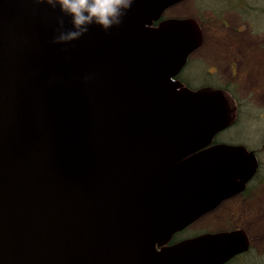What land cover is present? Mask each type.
Wrapping results in <instances>:
<instances>
[{
    "label": "water",
    "instance_id": "1",
    "mask_svg": "<svg viewBox=\"0 0 264 264\" xmlns=\"http://www.w3.org/2000/svg\"><path fill=\"white\" fill-rule=\"evenodd\" d=\"M181 1L134 0L119 26L53 43L54 10L0 0V264H225L248 251L242 229L169 244L258 170L244 145H211L237 118L228 92L178 79L202 43L194 18H162Z\"/></svg>",
    "mask_w": 264,
    "mask_h": 264
},
{
    "label": "rangeland",
    "instance_id": "2",
    "mask_svg": "<svg viewBox=\"0 0 264 264\" xmlns=\"http://www.w3.org/2000/svg\"><path fill=\"white\" fill-rule=\"evenodd\" d=\"M192 17L202 43L179 79L190 88L228 84L237 108L235 123L215 136L218 143L256 151L260 173L245 194L192 223L177 239L206 232L242 229L250 250L227 264H264V0H183L162 18Z\"/></svg>",
    "mask_w": 264,
    "mask_h": 264
},
{
    "label": "clouds",
    "instance_id": "3",
    "mask_svg": "<svg viewBox=\"0 0 264 264\" xmlns=\"http://www.w3.org/2000/svg\"><path fill=\"white\" fill-rule=\"evenodd\" d=\"M56 12L53 43H69L95 25L103 31L119 26L134 0H36ZM67 20V24H66ZM91 74L85 76L90 79Z\"/></svg>",
    "mask_w": 264,
    "mask_h": 264
},
{
    "label": "flooded vegetation",
    "instance_id": "4",
    "mask_svg": "<svg viewBox=\"0 0 264 264\" xmlns=\"http://www.w3.org/2000/svg\"><path fill=\"white\" fill-rule=\"evenodd\" d=\"M191 56V55H190ZM189 56V57H190ZM188 60H189V58H188ZM188 60H187V63H188ZM187 63H186V65H187ZM185 65V66H186ZM185 66H184V68H185ZM182 71V70H181ZM181 74V72L179 73V75ZM179 75H178V79H179ZM184 83V82H183ZM184 85H186L185 83H184ZM187 86V85H186ZM215 143H218L215 139H214V141L211 143V145H213V144H215ZM259 168V167H258ZM255 175H256V173H255ZM255 175L253 176V178L246 184V186H245V189H244V191L243 192H241V193H239V194H245V192H247L248 190H249V186H250V184H251V182L253 181V179H254V177H255ZM238 195V194H237ZM236 196V195H235ZM234 197V196H233ZM232 198V197H231ZM231 198H229V199H231ZM228 200V199H227ZM224 201H226V200H224ZM223 201V202H224ZM223 202H221L214 210H216V209H218L219 207H220V205L223 203ZM214 210H212V211H214ZM211 211V212H212ZM188 228V227H187ZM186 229V228H185ZM185 229L184 230H182L181 232H178V233H176L174 236H173V238H172V240L169 242V244H173V243H175V242H177V241H179V240H182V239H186V238H180V239H177V236L179 235V234H181L183 231H185ZM187 238H189V237H187ZM248 250H250V242H249V249ZM248 251H246L245 253H247ZM242 254H244V253H242ZM241 254V255H242ZM240 255V254H239ZM235 257H237V256H235ZM235 257H233L232 259H230L228 262H226L225 264H227V263H229V262H231L232 260H234L235 259Z\"/></svg>",
    "mask_w": 264,
    "mask_h": 264
},
{
    "label": "trees",
    "instance_id": "5",
    "mask_svg": "<svg viewBox=\"0 0 264 264\" xmlns=\"http://www.w3.org/2000/svg\"><path fill=\"white\" fill-rule=\"evenodd\" d=\"M185 84H186L188 87H190L189 84H188L187 82H185ZM216 88L224 89L225 91L230 92V93H231V91H232V90L230 89V87H228V84H224V85L216 86ZM232 92H233V91H232ZM255 152H256V151H255ZM259 173H260V164H259V168H258V170H257V172H256V175H255V177H254L253 180H256V179H257V176L259 175ZM246 193H247V192H245V195H246Z\"/></svg>",
    "mask_w": 264,
    "mask_h": 264
}]
</instances>
